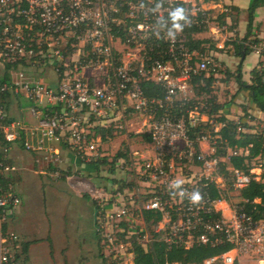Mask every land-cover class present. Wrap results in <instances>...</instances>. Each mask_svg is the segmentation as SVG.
I'll return each mask as SVG.
<instances>
[{"label":"built area","instance_id":"1","mask_svg":"<svg viewBox=\"0 0 264 264\" xmlns=\"http://www.w3.org/2000/svg\"><path fill=\"white\" fill-rule=\"evenodd\" d=\"M212 3L0 0V264H23V238L11 228L22 204L19 154L30 156L36 173L70 172L68 154L83 166L101 160L105 139L98 128L124 129L134 118L136 133L153 151L138 168L139 182L150 189L140 217L146 209L160 212L161 219L153 233L133 240L146 247L158 234L168 248L186 249L228 242L231 249L203 264H238L239 252L252 264H264V219L254 220L237 204L209 193L211 183L220 190L211 172L225 178L219 174L224 157L214 156L223 124L207 114L208 96L198 108L193 79L199 77L196 85L204 86L218 71L210 46L219 37L209 14ZM228 12L226 5L221 13ZM191 25L208 34L199 37L205 39L204 50L187 45L182 28ZM214 46L224 48L221 42ZM262 47L253 45L257 52ZM257 68L264 83V66ZM143 81L159 85L163 95L146 96ZM197 128L201 135L193 139L190 132ZM203 142L210 152L201 148ZM188 164L204 174L190 173ZM229 170L235 189L249 183V174ZM176 173L180 176H172ZM114 197L123 200L119 191ZM127 214L123 205L107 215ZM129 254L132 264L131 248Z\"/></svg>","mask_w":264,"mask_h":264},{"label":"rangeland","instance_id":"2","mask_svg":"<svg viewBox=\"0 0 264 264\" xmlns=\"http://www.w3.org/2000/svg\"><path fill=\"white\" fill-rule=\"evenodd\" d=\"M222 1L214 0V3L209 5L212 8L209 11L211 20L220 30V32L217 30L218 39L210 40V46L218 51L219 55L222 54L220 56L222 61L215 60L219 66L214 78L213 93L217 102L226 104L228 108L226 115L233 114L234 119L243 116L242 106L245 104L252 116L250 123L255 127L254 130H260L264 127V113L253 103L254 107L249 108L248 92L241 90L233 77L238 64L242 63V78L244 76L247 78L249 75L247 66L256 61L255 54L252 53L242 58L233 44L240 42L245 35L247 10L240 9L238 15L229 10L227 14L230 13V16L221 18L220 14L226 6ZM262 10L263 7L258 8L256 17ZM242 19L245 24L239 26V20ZM255 25L253 24V28L257 29L256 32L253 29L252 35L244 41V44L252 51H254L253 45H262L263 47L258 51L260 54L264 50V18ZM205 36L207 33L201 35V37ZM253 40L258 42L254 43ZM218 42L223 43L224 48H215L214 45ZM260 60L264 63L263 55H260ZM243 67L247 72L243 73ZM228 72H231L232 76H228ZM225 78H228L227 82L224 81ZM200 95H195L199 109L202 108V103L209 94L203 95V99ZM126 121L129 123V120ZM136 121L137 118L132 119L133 125H126L124 129L111 128V135L106 133L107 137L102 143V157L97 162L96 170L86 171L71 167L70 172L52 175L26 171L19 175L16 181L17 188L24 198V219L29 222L31 218L33 221L34 243L31 244L30 255L25 264H126V262L129 264L131 258L129 252L134 235L142 237L146 233L151 234L155 231L156 225L148 226L140 217L139 209L148 198L147 192L150 189L139 182L138 168L143 163L142 158H153V151L149 145H146L145 138L140 133H136L138 126ZM218 126L216 124L217 129ZM200 145L205 152H210L205 142ZM117 152H124L126 156L115 159ZM228 152L231 153L230 150ZM170 160L171 158H167L168 162ZM224 161L227 163V158H224ZM251 164L254 167L250 172L259 179L260 173L256 168L264 170V157L252 160ZM188 166L190 173L196 172L198 176L204 174V170H199L190 164ZM185 171L186 169L183 173ZM210 175L220 187L221 196L226 198V203L235 206L239 198L237 189L232 185V177L224 179L217 177L216 171L211 172ZM172 176L180 175L176 173ZM118 191L121 192L123 200L115 199L114 196ZM28 192L30 197L24 194ZM128 193L133 194L132 200L129 199ZM86 196L91 201H87ZM123 205L128 209L126 216L110 218L107 215L116 212ZM225 215H228L226 209ZM13 224L14 219L11 222L12 230H14ZM237 257L238 264H252L248 259L249 256L244 252H239Z\"/></svg>","mask_w":264,"mask_h":264},{"label":"trees","instance_id":"3","mask_svg":"<svg viewBox=\"0 0 264 264\" xmlns=\"http://www.w3.org/2000/svg\"><path fill=\"white\" fill-rule=\"evenodd\" d=\"M264 6V0H249L247 7V20L246 32L240 43H235V50L239 55L248 54L251 49L248 45L244 44L250 35H252L254 12L258 7ZM230 12L234 11L238 15L239 8L236 6H229ZM229 14L221 13L220 17L224 18ZM235 24L237 19L235 18ZM204 31L202 26H188L182 28V32L187 38V45L191 48H198L204 50L205 39L196 37L198 33ZM257 43L258 40H253ZM243 49V50H242ZM242 50V52L240 51ZM264 56V50L260 53ZM264 66L263 62H259V66ZM226 72V71H225ZM250 82L247 83L242 78L241 63L238 64L234 80L241 90L248 92L249 100L264 113V83L261 81L258 73V68H253L250 71ZM228 76H232L228 72ZM199 77L193 79V89L196 95L205 92L209 94L207 101L211 103L207 114L211 115L215 122L223 124L217 134L220 137L216 140L214 156L227 158L226 162H220L219 174L223 177L230 176V170L227 168L229 164L232 168L243 171L251 176L249 183L237 189V197L239 201L237 205L241 210L251 216L254 220L264 219V171L261 173L260 178L256 179V175L251 173L250 170L254 167L251 161L256 158L264 157V127L260 130H254L255 127L250 123L252 120L251 114L248 112L247 107L242 106L244 114L242 117L236 119H229L224 112H220L226 104L216 101V96L213 93L212 82L215 79L210 76L205 79V85H196L199 83ZM225 82L228 78H225ZM144 93L148 97H160L163 95V89L152 81H143L141 84ZM97 132L101 133L103 139H106V133L111 135L112 129L98 128ZM200 128L191 130L190 137L195 138L199 136ZM215 133L212 132V135ZM231 151V153L228 152ZM242 150V152H239ZM124 152H117L114 156L115 159L125 157ZM103 161L105 158L103 157ZM88 166L96 167L98 163L90 162ZM3 177L0 175V179ZM8 178V177H7ZM4 180V179H3ZM210 197L217 199L221 197V191L216 188L214 183H211L209 188ZM88 198V196H86ZM141 216L145 224L153 226L158 220L161 219V213L153 210L143 209ZM218 217L217 215H214ZM154 239L146 247H142L136 240L131 241V251L133 253L132 264H203V260L207 257L219 255L233 247L231 243L225 242L215 246L210 245H193L190 248H183L180 246L167 247L166 244L159 238L158 234H153ZM27 251V244H22V252Z\"/></svg>","mask_w":264,"mask_h":264},{"label":"crops","instance_id":"4","mask_svg":"<svg viewBox=\"0 0 264 264\" xmlns=\"http://www.w3.org/2000/svg\"><path fill=\"white\" fill-rule=\"evenodd\" d=\"M222 2L224 4H226L228 7L229 6H236V7H238L239 8V11H240V9H242V10L247 9L248 4H249V0H246V1L245 0H223ZM261 7H263V10L260 12V15L258 17H256L257 16L256 15V12H258V8H260V7H258L255 10V12H254V19H253V24L254 25L256 23L260 22L264 18V6H261ZM229 10H230V8H229ZM242 23L245 24V21L243 19L242 20H239V26ZM253 29H252V33H253ZM254 30L256 32L257 29H254ZM201 35L202 34H198V35H196V37H200ZM240 42H238V43H240ZM249 53L255 54L256 61L254 62V64H249L248 63L249 65L247 66V70L249 71V75H248L247 78H246V76H244V78H243V80H245L247 83L250 82L249 77H251V75H250L251 69L258 67L259 66V62H262L260 60V54H259V52H257L255 49H254V51L251 50ZM221 55L222 54L219 55L218 51L215 52V56L220 61H222V58L220 57ZM245 56H247V54H242V58H244ZM245 72H247V71L245 70V67H243V73H245ZM251 107H254V106H253L252 102L250 101L249 108H251ZM227 109L228 108L225 106L222 109L221 112H224L225 113L226 111H228ZM226 117L229 118V119H234L235 116L233 114H227ZM19 157L20 158L18 159V162L21 164L22 167L24 166L22 172H25L26 171V172H34L35 173V171L32 168L33 166L31 164L32 162L30 161V156L28 154L24 153V152H21L19 154ZM68 157L69 158H68V161H67V165L69 167H76L77 169H82V170H86V171L96 170V167H93V166H88V165H84L83 166L82 164H80L78 162V160L76 158L72 157L70 154H68ZM227 168L228 169H231L232 167L229 164H227ZM256 170L260 173V175L264 171V170L262 171L261 168H256ZM33 185H34V183H32V186ZM24 194H26V195H28L30 197L29 192L28 193H24ZM22 195H23V193H22ZM23 200H24V198L22 197V204L19 206V208H18V210L15 213V216L13 218L14 219L13 229L15 230V232L19 233V235L23 238V243L25 242L27 244V251L26 252H22V257L24 259L23 260V264H25L26 263V260H28V258H29L30 248L32 246L31 244L34 243V237H32V222H33L32 219L29 218V220H28L29 222L25 221V219H24ZM87 201H91V199L90 198L89 199L87 198Z\"/></svg>","mask_w":264,"mask_h":264},{"label":"water","instance_id":"5","mask_svg":"<svg viewBox=\"0 0 264 264\" xmlns=\"http://www.w3.org/2000/svg\"><path fill=\"white\" fill-rule=\"evenodd\" d=\"M96 209L94 210V224H95V220H96Z\"/></svg>","mask_w":264,"mask_h":264}]
</instances>
